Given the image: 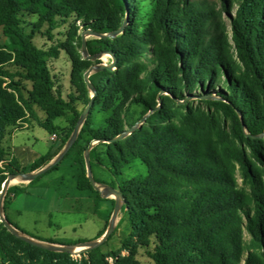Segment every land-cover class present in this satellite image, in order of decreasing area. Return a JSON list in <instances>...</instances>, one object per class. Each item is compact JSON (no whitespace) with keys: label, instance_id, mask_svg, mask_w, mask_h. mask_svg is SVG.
<instances>
[{"label":"trees","instance_id":"1","mask_svg":"<svg viewBox=\"0 0 264 264\" xmlns=\"http://www.w3.org/2000/svg\"><path fill=\"white\" fill-rule=\"evenodd\" d=\"M224 1L232 7L237 4L228 28L213 7L193 0H156L153 19L141 31L136 0H0L2 31L8 38L7 49H0V161L4 166L0 189L9 174L47 165L64 147L81 115L76 92L82 94L84 104L89 101L83 74L92 62L79 58L67 39H56L54 30L70 21L71 34L80 39L79 30L107 34L120 29L100 38V50L111 51L115 67L121 68H102L88 77L95 88L94 104L106 98L104 105L110 108L116 97L120 101L103 127H91L87 118L81 131L88 128L90 138L106 145L109 165L99 157L90 158V163L100 164L112 177L136 158L147 167L146 174L117 186L130 227L123 246L130 248L134 240L144 246L153 243L148 255L154 264H240L242 260L264 264V152L258 137L264 133V0ZM27 15L37 17L31 29L25 24ZM35 32L53 43L36 44ZM86 46L90 54L97 52L89 41ZM63 51L71 62V90L65 97L51 67V60ZM142 56L146 60H139ZM4 78L9 79L6 87ZM194 103H204L207 109L197 113ZM126 104L141 107L127 125ZM36 108L46 113L44 119L37 117ZM68 111L74 114L68 135L30 164L22 166L3 144L13 129H20L21 121L30 118L49 134L56 133L53 120ZM143 116L130 134L104 141ZM77 144L63 158L74 153ZM84 149L81 145L73 155L77 187L100 198L87 176ZM235 162L248 190L238 185ZM95 181L115 187L114 179ZM23 191V186H9L3 206L6 218L18 229L6 209ZM107 226L108 222L96 238ZM244 228L251 235L249 242L243 239ZM0 232L7 238L0 237L4 264H106L100 245L87 249V258L74 261L69 253L16 237L2 222ZM6 241L18 243L20 252ZM117 264L138 262L127 256Z\"/></svg>","mask_w":264,"mask_h":264},{"label":"rangeland","instance_id":"2","mask_svg":"<svg viewBox=\"0 0 264 264\" xmlns=\"http://www.w3.org/2000/svg\"><path fill=\"white\" fill-rule=\"evenodd\" d=\"M194 2H198L201 4H205L207 6L215 8L218 12L217 14L220 17L221 23L228 28L229 25V18L231 15L234 14L237 4H233L232 6H228L227 2L224 0H193ZM137 3V23L141 31L147 27L148 24L151 23L153 19L154 9L156 0H136ZM25 24L31 29L34 27V23L37 21V17L35 15H27L25 16ZM2 22L3 19H0V49L6 50V44L8 42V38L4 36L2 31ZM46 25L42 27V31L45 30ZM70 21L60 24L54 30V35L56 39H67V42L70 44L71 49L79 56L81 59H86L81 53V30H79L80 39L79 37L71 34L70 31ZM211 33H214L215 30L212 27ZM34 42L38 45H50L53 42L48 41L45 39V36L40 32H35L33 34ZM84 38L90 42L91 47L97 51L94 54L100 53L98 58L91 60L92 64L88 67L95 66L100 63L109 64L113 61L112 55L108 51L100 50L102 48V44L100 41V36L92 33H85ZM55 42V40H54ZM87 54H90L87 51ZM91 55V54H90ZM150 52L148 51L147 56H150ZM139 60L144 61L146 60L145 57H140ZM116 64V63H115ZM51 67L53 73L57 76L60 81V84L63 88V96L65 97L67 93L70 92L71 86L69 83V73L71 68V62L69 61L65 52H61L59 58L51 60ZM242 67V66H241ZM87 68V69H88ZM121 68V67H119ZM115 66L112 69H119ZM96 70L91 69L89 75L94 73ZM3 86L6 87L9 79L4 78ZM77 91V89L75 90ZM86 94L88 97L91 95L90 89L86 85ZM76 101L75 105L78 109H84L86 104H84L83 96L80 92H76ZM106 98L100 100V102L96 104H92L85 120L89 118L91 127L99 128L103 127L105 124V120L108 116L111 115L113 109L118 105L120 101V96L116 97L112 102H110V108H107L105 104ZM193 110L197 113L202 110H206L207 107L204 103H194ZM141 107L136 105H128L123 108V119L125 125H127L128 121L132 120L136 116H138ZM182 111H185L184 107L180 108ZM37 117L44 119L46 117V113L42 111L40 108H36ZM74 118V114L68 111L65 115L56 117L53 120V123L56 125V141H60V139L65 138L70 128L72 127V119ZM144 118L138 119L136 121L141 123L140 121ZM84 120V121H85ZM26 124L29 125V128L21 130L19 133V139L25 140L29 145L34 144V147L39 152H46L47 144H48V137L49 132L41 126L36 120L30 118L26 122L21 121V125L18 128H23ZM84 122L79 127V131L77 133L75 143L78 141V144L75 146L74 153L71 152L68 156L63 158L59 163L56 169H52L48 172L41 174L39 177L35 178L32 187V194L26 197L27 201L30 199H37L38 205L41 206L40 208H36V210H22L21 214H17L16 205L18 203H14L10 208L9 217L11 220L17 221V225L24 230L29 235H33L39 238L50 239L53 238L58 240V242H66L65 244H71L74 242L88 241L92 240L91 237L97 234V231L103 228L105 221L101 220L99 213L104 210V204L98 203L95 208L91 205L89 207L88 200L84 198H80L79 200L82 203V208L79 210L72 211L71 213H66L62 211H54L51 210L50 207L53 203H56V196L54 188H57L59 192L69 191V196L72 197L73 193H76L77 190L73 189L71 191V180H72V172L76 169L77 165L74 161L73 155L79 150L81 145L85 147L84 151L88 149L89 158H96L99 157L102 161L109 165V162L106 159V145L103 143L101 139H94L90 138V133L87 131L88 128L84 131H81ZM138 124V125H139ZM228 126H230V122H227ZM75 127V126H74ZM73 127V130H74ZM127 128V127H126ZM14 130V129H13ZM72 130V132H73ZM72 132L69 138L72 135ZM9 135H7L4 140L3 144L7 146L9 140L7 141ZM258 137L261 139V148L264 152V133L260 134ZM68 138V140H69ZM67 140V141H68ZM74 144V143H73ZM66 145V143H65ZM64 145V146H65ZM64 148V147H63ZM62 151V150H61ZM60 151V152H61ZM59 152V153H60ZM57 156V155H56ZM55 156V158H56ZM8 158H11L9 156ZM54 158V159H55ZM85 159V158H84ZM86 164V163H85ZM236 171L235 176L240 187L245 189H249L248 184L243 180L238 170V164L235 162ZM0 167L3 168V162L0 161ZM261 167L264 169V164H261ZM115 172V169H112ZM147 172L146 165L140 160L136 158L135 160L131 161L130 163L126 164L121 170L120 173H113V179L115 182V188L118 189V185L120 181L124 179H129L135 176L144 175ZM9 174L8 172H5ZM264 173V172H263ZM23 181H17L14 179L11 181L9 186L13 185H21ZM108 185V184H107ZM2 188V186H1ZM1 191V189H0ZM7 192V191H6ZM6 195V193H5ZM5 195L1 200V207L2 213L5 215L4 212V199ZM114 197V196H113ZM79 200L77 201L79 203ZM63 201V200H61ZM123 207V206H122ZM120 209L116 222L115 227L111 235L102 243L100 244L101 251L106 255L105 261L106 264H117L118 259L121 257L130 256L135 259L138 264H154V261L148 255V252L152 250L154 244L150 243L148 246H144L138 244L136 240L134 243L131 244L130 248H125L123 246V240L130 232V227L127 221V216L125 214L124 209ZM94 208V209H93ZM95 209L97 212L94 213ZM243 224H245L246 217L243 215ZM12 221V222H13ZM0 237L7 240L4 233L0 232ZM243 239L245 242H249L251 239V235L249 232L244 228L243 230ZM7 243L18 250L20 252L21 246L18 243L6 241ZM70 258L74 261H80L82 258H87V250H82V248L74 249L72 253H69ZM247 256V249L244 251L243 258ZM245 260H242L240 264H244ZM0 264H4L0 259Z\"/></svg>","mask_w":264,"mask_h":264},{"label":"water","instance_id":"3","mask_svg":"<svg viewBox=\"0 0 264 264\" xmlns=\"http://www.w3.org/2000/svg\"><path fill=\"white\" fill-rule=\"evenodd\" d=\"M120 29L115 30L111 33H107V34H101V33H97L93 30L90 29H84L80 32L81 34V53L82 55L86 58V59H90V60H94L95 58H98L100 56V53L97 54H87L86 52V40L84 38V34L85 33H92V34H96L100 37L103 36H113L115 33H117ZM113 58V61L109 64H105V63H100L97 64L95 66H92L90 68H88L84 74H83V79L87 85V87L90 89L91 91V95L89 98L88 103L86 104V106L84 107L83 111L81 112V115L74 127V130L72 132L71 137L69 138V140L66 142V145L64 146V148L62 149V151L60 153L57 154L56 158L53 159L52 161H50L47 165L41 167L40 169L37 170H33V171H26V172H15V173H11L9 174L6 179L4 180L3 184H2V188L0 191V222L3 223V225L7 228V230L12 233L13 235H15L16 237L23 239L37 247L40 248H44V249H48V250H54V251H62V252H66V253H72L75 249L76 246H81L82 250H87L96 246H99L100 244H102L113 232L114 227H115V222H116V218L117 215L121 209V207L125 204V199L122 195V193L119 191V189L115 188L114 186L111 185H104L103 188H100L93 175H92V171H91V163H90V158H89V154H88V149H86L84 151V158H85V163H86V172H87V176L89 178V180L92 183V186L99 191V193L104 196V197H108V196H114L115 202H114V207H113V212L111 215V218L109 220V224L107 229L105 230V232L102 234L101 237H99L96 240H90V241H85V242H81V243H76V244H62V243H54V242H49V241H43V240H39L36 239L34 237H31L27 234H25L24 232L20 231L17 227H15L7 218L6 216L2 213V207H1V200L3 198V196L5 195L9 184L11 183V181L14 178H19L21 181H32L35 178H37L39 175L45 173L47 170H49L55 163H57L58 161H60L64 155L66 154V152L71 148V146L73 145L77 133L79 131V127L81 126V124L84 122L87 113L91 107V105L94 102V95H95V88L93 86V84L89 81V72L91 69H95V70H100L102 68H107V69H112L113 66H115V57L113 55V53L111 51H108ZM203 97H209V96H203ZM144 119V118H143ZM143 119L141 121H143ZM140 121V122H141ZM139 122L135 123L133 126L125 129L123 132H121L119 135H117L116 137L109 139V140H104V141H114V140H119L123 137H125L127 134H130L137 126H138Z\"/></svg>","mask_w":264,"mask_h":264},{"label":"crops","instance_id":"4","mask_svg":"<svg viewBox=\"0 0 264 264\" xmlns=\"http://www.w3.org/2000/svg\"><path fill=\"white\" fill-rule=\"evenodd\" d=\"M27 128H29L28 124L23 126V128L15 129L7 138V141L9 140V143L7 145L10 148L11 156L15 157L22 166H26V165L30 164L35 159H37L40 155H42V154L46 153L47 151L55 148V146H57V142H58L56 140H51V134H49L46 152H44V153L39 152L35 149L34 144L29 145L25 140H20L18 138L20 131L27 129ZM91 171H92V175H93L94 179L96 178L99 181L110 182L113 179L112 175L103 166H101L100 164H97L95 161L91 164ZM77 173H78V166L76 167V169L73 170L72 180H71V185H72L71 191H73V189H76L77 192L73 193V196L70 197L69 196L70 192L68 190L64 191V192H59L57 190V188H54V190H56L55 191L56 203H53L51 205L50 209L54 210V211H62V212L66 211V213H71L72 211L79 210L82 208V203L79 200L81 197L84 198L85 200H88L89 207H91V205H92L95 208V206L97 205V202L98 203L100 202V203L104 204V207H105L104 210L99 213V212H97V209H95L94 213H96V214L99 213L101 220L105 221L104 226L102 228V229H104L106 222H108V224H109V220H110L112 212H113L114 204L112 202V199H114V197L113 196L104 197L100 194L101 197L97 198L96 194L93 191L80 190L77 187ZM17 181H20V179L17 178ZM33 182L34 181H32V182L23 181V183L20 185V186L25 187V191L17 194L16 196H14L12 198L11 202L9 203V205L6 209V213H7L8 217H9V212L11 209L10 207L12 205H14V203L15 204L18 203V205H16V207H15L16 208L15 212L19 215L21 214L22 210L32 211V210H36V208L38 209L41 207V206H39L40 204L38 205V201H36L37 199H30L29 201H27V199H26V197L28 195L32 194V187L31 186L33 185ZM96 183L100 188H103L104 185H107V184H104L101 182H96ZM61 200H63V201H61ZM78 200H79V203L77 202ZM11 221H13V220H11ZM13 222L16 225L18 223L15 220ZM102 229L100 228L97 231V234ZM25 234H27V233H25ZM97 234L95 236L91 237L90 239H92V240L98 239V238H96ZM27 235H29V234H27ZM29 236L34 237V238L39 239V240H43V241L53 240V241H55L54 243H62V244L66 243V242H61V241L58 242V240H55L53 238L44 239V238H39V237H36L33 235H29ZM88 241H90V240H88Z\"/></svg>","mask_w":264,"mask_h":264},{"label":"built area","instance_id":"5","mask_svg":"<svg viewBox=\"0 0 264 264\" xmlns=\"http://www.w3.org/2000/svg\"><path fill=\"white\" fill-rule=\"evenodd\" d=\"M56 139V133H52L51 134V140H55Z\"/></svg>","mask_w":264,"mask_h":264},{"label":"bare ground","instance_id":"6","mask_svg":"<svg viewBox=\"0 0 264 264\" xmlns=\"http://www.w3.org/2000/svg\"><path fill=\"white\" fill-rule=\"evenodd\" d=\"M14 179H17V178H14ZM14 179H13V180H14ZM77 248H81V246H76L75 249H77Z\"/></svg>","mask_w":264,"mask_h":264}]
</instances>
